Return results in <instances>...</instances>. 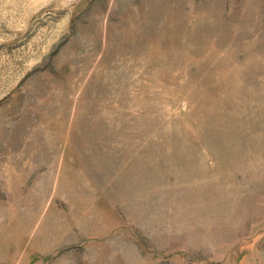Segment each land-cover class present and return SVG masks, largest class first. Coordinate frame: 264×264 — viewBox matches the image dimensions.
Returning a JSON list of instances; mask_svg holds the SVG:
<instances>
[{"label": "rangeland", "instance_id": "obj_1", "mask_svg": "<svg viewBox=\"0 0 264 264\" xmlns=\"http://www.w3.org/2000/svg\"><path fill=\"white\" fill-rule=\"evenodd\" d=\"M0 264H264V0H0Z\"/></svg>", "mask_w": 264, "mask_h": 264}]
</instances>
